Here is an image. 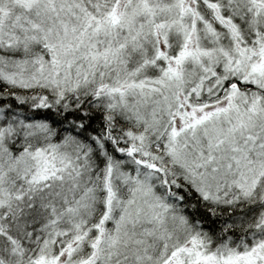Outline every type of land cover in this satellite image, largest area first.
<instances>
[{
	"label": "snow or ice",
	"instance_id": "6c2138e0",
	"mask_svg": "<svg viewBox=\"0 0 264 264\" xmlns=\"http://www.w3.org/2000/svg\"><path fill=\"white\" fill-rule=\"evenodd\" d=\"M0 264H264V0H0Z\"/></svg>",
	"mask_w": 264,
	"mask_h": 264
}]
</instances>
